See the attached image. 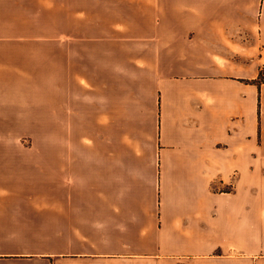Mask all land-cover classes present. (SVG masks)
<instances>
[{"label":"crops","instance_id":"0c3cea01","mask_svg":"<svg viewBox=\"0 0 264 264\" xmlns=\"http://www.w3.org/2000/svg\"><path fill=\"white\" fill-rule=\"evenodd\" d=\"M261 70L264 0H0V264H264Z\"/></svg>","mask_w":264,"mask_h":264},{"label":"rangeland","instance_id":"374dc122","mask_svg":"<svg viewBox=\"0 0 264 264\" xmlns=\"http://www.w3.org/2000/svg\"><path fill=\"white\" fill-rule=\"evenodd\" d=\"M50 16H48V20L47 22L48 23H54L56 20L54 18H51L49 19ZM61 22L64 23L63 26L61 27H55V26H46V27H43L42 29H45V32L47 34H55L56 33V30H64V33H68V34H75V21L72 20L71 18V13L70 12H65L64 15H61ZM39 21H46L45 19H39ZM74 24V25H72ZM260 76V78H259ZM257 78H259L260 81L258 82H263L264 81V71L261 70L260 71V74ZM85 128V125L84 124H75V122H71V123H68V124H65L64 126V145L65 146H72V147H75V146H79L81 145V138L79 137V131L80 130H83Z\"/></svg>","mask_w":264,"mask_h":264},{"label":"trees","instance_id":"16d2710c","mask_svg":"<svg viewBox=\"0 0 264 264\" xmlns=\"http://www.w3.org/2000/svg\"><path fill=\"white\" fill-rule=\"evenodd\" d=\"M259 78H260V76H259ZM259 78H257V82L260 81ZM259 83H261V82H259Z\"/></svg>","mask_w":264,"mask_h":264}]
</instances>
